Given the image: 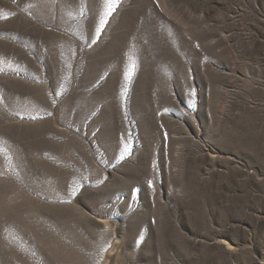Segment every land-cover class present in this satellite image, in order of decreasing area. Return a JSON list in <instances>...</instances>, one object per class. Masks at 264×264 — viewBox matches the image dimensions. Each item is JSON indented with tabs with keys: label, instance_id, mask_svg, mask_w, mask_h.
I'll return each mask as SVG.
<instances>
[{
	"label": "rangeland",
	"instance_id": "1",
	"mask_svg": "<svg viewBox=\"0 0 264 264\" xmlns=\"http://www.w3.org/2000/svg\"><path fill=\"white\" fill-rule=\"evenodd\" d=\"M0 264H264V0H0Z\"/></svg>",
	"mask_w": 264,
	"mask_h": 264
},
{
	"label": "snow or ice",
	"instance_id": "2",
	"mask_svg": "<svg viewBox=\"0 0 264 264\" xmlns=\"http://www.w3.org/2000/svg\"><path fill=\"white\" fill-rule=\"evenodd\" d=\"M109 7L111 8L112 7V0H109ZM114 10V9H112ZM110 14V13H109Z\"/></svg>",
	"mask_w": 264,
	"mask_h": 264
}]
</instances>
